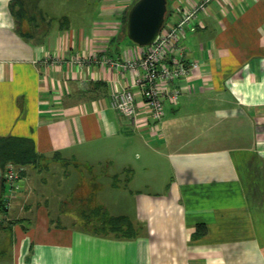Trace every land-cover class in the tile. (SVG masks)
I'll list each match as a JSON object with an SVG mask.
<instances>
[{"label":"crops","instance_id":"obj_1","mask_svg":"<svg viewBox=\"0 0 264 264\" xmlns=\"http://www.w3.org/2000/svg\"><path fill=\"white\" fill-rule=\"evenodd\" d=\"M12 1L0 0V139H29L40 156L5 164L23 171L0 219L12 264H264V0L198 10L179 38L198 66L173 80L180 94L159 121L133 86L142 70L105 62L142 55L123 32L133 0L74 22L44 16L41 0L17 15ZM200 1L169 0L167 21ZM124 87L132 118L109 102ZM36 183L60 185L46 196ZM83 207L126 217L132 235L77 224Z\"/></svg>","mask_w":264,"mask_h":264},{"label":"built area","instance_id":"obj_2","mask_svg":"<svg viewBox=\"0 0 264 264\" xmlns=\"http://www.w3.org/2000/svg\"><path fill=\"white\" fill-rule=\"evenodd\" d=\"M207 1L201 0L195 5L186 6L173 22L166 20L156 41L151 45L142 46L140 57L122 61L105 59V62L115 69L142 70L141 76L135 80L133 86L138 88L150 117L155 121L162 119L165 101L176 102L178 99L180 89L173 86V80L187 75L191 69L198 66L197 62H189L183 56L179 38L185 29H194L193 19ZM46 58L48 60L53 57ZM76 59L82 62L87 58L78 56ZM109 102L112 108L124 116L132 118L137 112L136 94L131 88H113ZM2 180L4 190L0 197L8 205L20 190L22 176L14 166L8 164L2 169Z\"/></svg>","mask_w":264,"mask_h":264},{"label":"rangeland","instance_id":"obj_3","mask_svg":"<svg viewBox=\"0 0 264 264\" xmlns=\"http://www.w3.org/2000/svg\"><path fill=\"white\" fill-rule=\"evenodd\" d=\"M124 0H121L123 2ZM117 0H41L39 3V7L43 9L44 16L47 17H59L64 15H68L69 19L72 20V22L77 21L79 17L85 16L86 18H91L93 9L97 7V5L100 3L102 7H113L116 5ZM131 2V1H130ZM130 4V3H129ZM12 8L15 13H17L20 9V6L17 1L12 3ZM86 10V11H85ZM90 10V11H88ZM128 39V38H126ZM129 40V39H128ZM39 159H37L38 161ZM17 171L20 173H23L22 170H18L20 167L19 165H16ZM73 167H70L68 169H72ZM20 169V168H19ZM75 170H72L69 174V181H73V175L75 174ZM47 176L46 172L43 170L39 173L38 177L45 178ZM63 185L66 184V189L64 190L62 185V191H66L69 188L71 183H62ZM58 185L60 183H36V186H38L37 189L43 191V195H54L55 189H57ZM106 190L104 189L103 193ZM71 204V203H70ZM68 202L65 205H62V207L65 209V215L67 217H75L78 216L77 214H73L74 210L79 207L78 202L72 203L70 205ZM84 211L81 213V219H78L80 225L84 224L83 219L89 221V223L92 225V227L95 228V230L99 232H105L111 229V225H113L114 222H112L102 210L95 208H89V207H83ZM82 209V210H83ZM70 210V211H68ZM99 210V211H98ZM67 212H70L71 214H67ZM76 212V210H75ZM77 212H79V209H77ZM80 214V212H79ZM53 218H57L56 214H52ZM84 216V218H82ZM8 217V216H7ZM3 213H0V219H4ZM59 218V217H58ZM57 218V219H58ZM3 221V220H2ZM23 222V221H22ZM59 223H67V219L60 218L59 220L55 221ZM24 224H27V221L23 222ZM115 224V223H114ZM117 226H122L124 230H126L125 225H119V223L115 224ZM6 233V232H5ZM5 235L9 237V233L7 232ZM0 264H12V257H11V245L4 242L3 240L0 242Z\"/></svg>","mask_w":264,"mask_h":264},{"label":"water","instance_id":"obj_4","mask_svg":"<svg viewBox=\"0 0 264 264\" xmlns=\"http://www.w3.org/2000/svg\"><path fill=\"white\" fill-rule=\"evenodd\" d=\"M167 2L168 0H136L127 13L126 36L140 46L154 43L165 21ZM2 183L0 168V194Z\"/></svg>","mask_w":264,"mask_h":264},{"label":"trees","instance_id":"obj_5","mask_svg":"<svg viewBox=\"0 0 264 264\" xmlns=\"http://www.w3.org/2000/svg\"><path fill=\"white\" fill-rule=\"evenodd\" d=\"M15 1H17L19 6H20L19 11L15 14H17V15L19 14L21 16L23 14L22 12L24 10L21 0H13L10 4L11 10L13 11L12 3ZM135 1L136 0H133L131 5ZM168 4H169V0L167 2V13H166L164 23L167 20V16H168V12H169ZM131 5H130V7H131ZM127 13H128V11H126L125 16H124V21H123L124 22L123 32L125 35H126ZM39 157L40 156L35 153L32 141L29 139L17 138V137L16 138L15 137H9V138H5V139H0V168L1 169H4L5 164L7 162H13L15 164H27V163L36 162L37 159H39ZM3 190H4V184L2 183V191ZM97 209L102 210L104 212L103 209H100L98 207H97ZM6 210H7V205L0 197V213H5ZM109 218L115 224L119 223V225H125L126 226V230H124L122 228V226H117L113 223V225H111L110 231L115 232V233L122 235V236H131L132 235L133 226L126 219V217H124V216H109ZM202 229L204 230V226L199 225L197 227L196 232L199 233L200 231H202Z\"/></svg>","mask_w":264,"mask_h":264}]
</instances>
